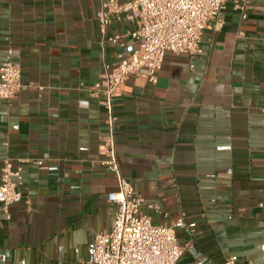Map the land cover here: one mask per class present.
Returning a JSON list of instances; mask_svg holds the SVG:
<instances>
[{
  "label": "crops",
  "instance_id": "crops-1",
  "mask_svg": "<svg viewBox=\"0 0 264 264\" xmlns=\"http://www.w3.org/2000/svg\"><path fill=\"white\" fill-rule=\"evenodd\" d=\"M99 11L96 0H0V67L10 57L23 84L0 99V183L8 159L24 197L8 214L0 204V264H89L112 227L119 178L100 163L111 127L87 90L138 43L128 21L107 28L118 36L108 42ZM201 46L114 98L120 175L155 225L184 219L176 264H264V0L246 19L229 2Z\"/></svg>",
  "mask_w": 264,
  "mask_h": 264
},
{
  "label": "built area",
  "instance_id": "built-area-1",
  "mask_svg": "<svg viewBox=\"0 0 264 264\" xmlns=\"http://www.w3.org/2000/svg\"><path fill=\"white\" fill-rule=\"evenodd\" d=\"M99 3L100 33L108 42L116 43L118 36H108L107 28L115 21L136 25L130 37L137 48L112 70L106 69L88 93L108 111L110 134L101 147L104 169L119 178L117 192L107 200L116 205L112 227L95 235L89 264H176L184 253L177 241L176 229L187 227L181 217L172 225H155L151 218L140 213L142 203L133 185L120 175L113 129L117 122L113 114V100L123 93L130 77L144 76L156 84L168 54L185 56L190 61L202 52V35L229 2L247 18L250 0H96ZM23 87L22 69L10 57L0 67V99H15ZM264 113V109H262ZM42 165V160L37 162ZM22 168H14L6 159L1 168L0 204L8 214L9 207L20 203L23 194ZM29 203V202H28ZM156 211L158 207L152 206ZM195 227V223L189 225ZM237 256L227 257L224 264H238ZM246 264H255L248 261Z\"/></svg>",
  "mask_w": 264,
  "mask_h": 264
}]
</instances>
